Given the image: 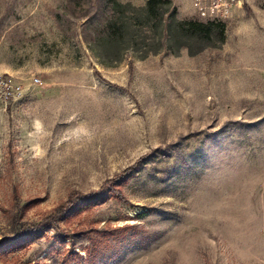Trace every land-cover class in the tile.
Returning <instances> with one entry per match:
<instances>
[{
	"label": "rangeland",
	"instance_id": "rangeland-1",
	"mask_svg": "<svg viewBox=\"0 0 264 264\" xmlns=\"http://www.w3.org/2000/svg\"><path fill=\"white\" fill-rule=\"evenodd\" d=\"M78 1L0 0V72L22 86L0 104V264H264V0L208 18L170 0L223 22L191 53L160 49L144 0H117L93 51Z\"/></svg>",
	"mask_w": 264,
	"mask_h": 264
},
{
	"label": "trees",
	"instance_id": "trees-1",
	"mask_svg": "<svg viewBox=\"0 0 264 264\" xmlns=\"http://www.w3.org/2000/svg\"><path fill=\"white\" fill-rule=\"evenodd\" d=\"M73 3L78 5L79 1L73 0ZM128 6V3H121L117 0H94L92 4H88L87 9L81 13V18H83L81 22V34L84 41L88 44V47L94 51V44L97 41L108 40L109 42H114L116 40L117 33L123 27V11ZM142 11L143 15L155 20L154 27L158 28L160 38L164 37L160 41L161 50L174 52L180 48H186L190 53L197 52L204 45H208V43H198V41L208 37L213 23L219 26L218 31L220 37H222V21L218 20L217 22H213L212 20H199L196 18H176L175 9L170 5V0H144ZM184 30L192 38V44H198L195 49H190L191 43L189 44L186 40H180L179 37L184 36L182 33L185 32ZM173 40L176 41L172 43ZM172 45L175 47L173 48ZM100 62L107 64V61L103 59H100ZM129 169L130 166L125 167L120 173L125 174ZM110 188L113 196L122 198L119 187L112 186ZM71 197H73V194H69L66 199L53 206L45 219H41L35 224H25L22 226L16 235L28 232L27 230H35L47 218L53 219L54 217L62 215L72 205ZM88 239L93 243L91 236H88Z\"/></svg>",
	"mask_w": 264,
	"mask_h": 264
},
{
	"label": "built area",
	"instance_id": "built-area-1",
	"mask_svg": "<svg viewBox=\"0 0 264 264\" xmlns=\"http://www.w3.org/2000/svg\"><path fill=\"white\" fill-rule=\"evenodd\" d=\"M238 0H190V7L199 17L227 16ZM22 92L20 82L11 75L0 72V104L4 106L19 97Z\"/></svg>",
	"mask_w": 264,
	"mask_h": 264
}]
</instances>
